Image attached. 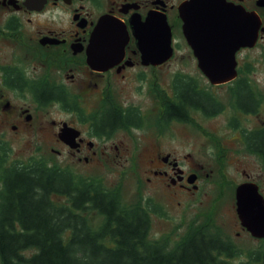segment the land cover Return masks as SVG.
<instances>
[{
  "label": "flooded vegetation",
  "instance_id": "1",
  "mask_svg": "<svg viewBox=\"0 0 264 264\" xmlns=\"http://www.w3.org/2000/svg\"><path fill=\"white\" fill-rule=\"evenodd\" d=\"M191 1L0 0V196L14 167L24 173L47 162V146L51 164L140 163L169 202L201 199L205 176L217 169L207 172L204 157L172 144L176 124L212 131L225 149L212 160L221 180L242 171L239 184L255 182L264 196V155L253 146L264 140V82L240 57L264 48V0H226L262 25L256 45L236 53L237 75L223 82L205 75L187 38L198 13ZM168 32L170 55L157 45L146 53L147 37ZM258 59L264 64V50ZM172 68H197L198 76H172ZM216 128L231 134L221 138Z\"/></svg>",
  "mask_w": 264,
  "mask_h": 264
},
{
  "label": "trees",
  "instance_id": "2",
  "mask_svg": "<svg viewBox=\"0 0 264 264\" xmlns=\"http://www.w3.org/2000/svg\"><path fill=\"white\" fill-rule=\"evenodd\" d=\"M253 146L264 155V140ZM2 184L1 264H232L230 258L245 253L207 223L174 246L154 240L153 208L126 205L119 191L44 160L24 173L14 167ZM245 254L241 264H264V244Z\"/></svg>",
  "mask_w": 264,
  "mask_h": 264
},
{
  "label": "rangeland",
  "instance_id": "3",
  "mask_svg": "<svg viewBox=\"0 0 264 264\" xmlns=\"http://www.w3.org/2000/svg\"><path fill=\"white\" fill-rule=\"evenodd\" d=\"M263 50V46H259L240 56L244 57V64L251 63V77L257 83L264 82V64L258 59L260 51ZM170 71L172 76L182 71L188 72L190 76H198L197 68L185 70L172 68ZM165 76L168 75L165 74ZM216 132L221 135V138H227L231 134L220 128H216ZM168 135L172 144L177 145L179 150L190 153L197 159L204 157L207 172H210L208 169L213 166H216L215 169H217V172L215 171L213 175L205 176L204 187L201 192L202 198L191 199L183 206H179L176 201L169 202L168 192L163 188L150 186L143 175L144 166L140 163H109L86 166L59 164V166L73 170L80 177L95 179L109 190L119 191L122 201L126 205L141 204L145 207L149 206L151 210L153 208L154 212H158L151 215L150 236L154 240H166L171 246H174L197 225L207 223L212 227V230L231 238L233 243L245 253L261 247L264 244V240L254 238L247 231H241L237 213L235 212V188L241 182L242 171L239 174L229 175L227 179L221 180L219 166L212 164V160L215 161L218 154L223 152V150L225 151L217 141L219 138H215L212 131L202 134L198 132L197 128H193V126L186 127L182 124H176V127L170 130ZM201 138L206 140L205 144H202L203 146L198 143ZM44 151V159L47 160L48 164L57 165V163H49L51 152L47 146ZM208 159L210 163H208ZM233 167H229L231 173H233L232 169L234 171L237 168L247 169L249 164L245 163L241 166ZM260 184L264 190V180H261ZM59 201L61 203L67 202L65 198H60ZM89 217L95 225H99L102 222V217L96 211H90ZM238 231H241L239 235L237 234ZM245 253L232 257L229 261L232 264L246 262L248 260Z\"/></svg>",
  "mask_w": 264,
  "mask_h": 264
},
{
  "label": "water",
  "instance_id": "4",
  "mask_svg": "<svg viewBox=\"0 0 264 264\" xmlns=\"http://www.w3.org/2000/svg\"><path fill=\"white\" fill-rule=\"evenodd\" d=\"M213 3L215 11H209ZM191 4L197 6L198 13L192 17L194 19H188L186 35L200 67L213 82L234 78L237 75L236 53L241 47L256 45L262 25L260 16L256 12L245 13L240 7L234 8L226 0H192ZM151 40L147 37L143 41L146 53L154 52L157 45L164 47V52L159 54L170 55L169 32L165 36L151 37ZM235 195L242 226L254 237L264 238V196L258 184L243 182L237 186Z\"/></svg>",
  "mask_w": 264,
  "mask_h": 264
},
{
  "label": "bare ground",
  "instance_id": "5",
  "mask_svg": "<svg viewBox=\"0 0 264 264\" xmlns=\"http://www.w3.org/2000/svg\"><path fill=\"white\" fill-rule=\"evenodd\" d=\"M214 6H216L214 3L212 4V6L210 5V7H212V8H213ZM214 8H215V7H214ZM216 9H217V8H216ZM223 11L226 12L225 9H224Z\"/></svg>",
  "mask_w": 264,
  "mask_h": 264
}]
</instances>
